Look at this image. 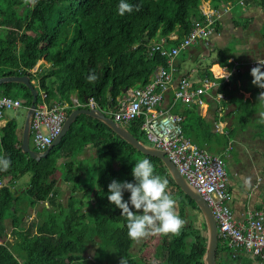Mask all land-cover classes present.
<instances>
[{
	"label": "trees",
	"instance_id": "1",
	"mask_svg": "<svg viewBox=\"0 0 264 264\" xmlns=\"http://www.w3.org/2000/svg\"><path fill=\"white\" fill-rule=\"evenodd\" d=\"M202 1H209L216 7V4L233 0H125L133 10L124 15L118 11L120 0H35V4L32 0H0V78L28 76L32 81L36 77L49 105L66 102L72 108L69 98L76 95L81 103L93 98L107 112L114 109L116 98L125 88L145 86L157 67H166V58L157 53L149 55L148 46L161 39H165L168 47L177 46L192 29L193 21L204 20L198 9ZM256 1L264 11V0ZM234 9L239 13L240 7ZM238 16L234 18V24L241 26ZM216 27H220V22ZM172 33L178 36L176 41L168 40ZM261 46H264V33ZM43 57L45 63L40 65L41 70L32 73ZM189 57V51H182L179 62ZM216 61L220 66L228 65L224 52L218 54ZM92 75L96 79L89 81ZM200 76L211 78L212 74L204 69ZM235 81L232 77L231 84ZM109 88L110 101L106 97ZM0 91L23 100L25 107L31 103L30 91L23 85L4 84ZM218 91L235 104L241 103L229 90V84L219 87ZM245 108L241 107V112ZM171 112L184 118V136L198 147L203 143L200 130L212 132L211 123L197 115L195 106L178 102L171 107ZM141 122V119L131 122L128 130L148 144L139 132ZM17 132L16 123L9 119L0 128V155L11 161L7 170H0V181L9 179L0 186V264H105V261L106 264H120L123 257L128 264H203L205 225L203 221L199 226L194 223L195 213L201 216L200 211L175 186L159 159L137 152L103 123L84 115L76 118L61 142L39 161L21 153V137ZM88 146L95 149V161L102 171L96 179L102 185L98 194L87 185L84 186L85 193L79 192L76 181L79 174L73 171L72 161L64 163V169L60 171L52 164L54 157L63 161L75 159ZM144 158L152 163L154 174L168 180V189L177 191L174 197L179 200L178 215L184 221L187 218L179 234L158 235L155 251L148 259L130 253L136 240L128 237L126 218L121 215V210L107 199L108 185L113 180L135 183L132 168ZM56 172L62 182L72 184L73 195L81 193L77 201L67 203L65 208L56 197L61 184L54 178ZM26 174L30 180L25 188H20L17 181ZM92 191L96 201L90 200V206L84 210L85 197H93ZM24 194L30 198L28 208L49 202L46 214L36 211L37 219L28 231L23 217L15 216L22 204L20 196ZM123 199L129 201L130 193L125 191ZM131 210L136 212L134 208ZM136 214H143L142 210ZM8 219L18 237L11 246L4 244L3 223ZM53 224L60 227L56 234ZM90 244L100 245L95 251L104 253L99 258L93 251V263L84 256ZM234 252L218 240L217 264H254V257H245L238 250L239 255Z\"/></svg>",
	"mask_w": 264,
	"mask_h": 264
},
{
	"label": "built area",
	"instance_id": "2",
	"mask_svg": "<svg viewBox=\"0 0 264 264\" xmlns=\"http://www.w3.org/2000/svg\"><path fill=\"white\" fill-rule=\"evenodd\" d=\"M245 1L235 0V5L242 6ZM232 7L228 4L222 11L206 7L207 25L196 23L193 30L178 46L166 49L164 39L152 43L149 46L150 54L159 53L166 57L167 68L159 67L155 79L156 72L146 86L127 90L118 100L116 109L111 115L112 120L121 125L142 119L140 130L144 133L148 144L163 151L210 207L221 245L250 255L258 259L260 264H264V213L257 212L250 215L245 222L234 220L227 204V175L222 158L199 148L185 137L182 128L183 117L170 112L171 107L165 106L169 99L172 105L180 102L190 107L194 105L203 107L209 102L219 103L225 99V96L217 91L216 80L193 79V74H189V77L177 76L175 62L180 51L194 46L199 39L210 35L212 31L210 25L218 20V15H227ZM171 37L173 40L176 39L174 35ZM258 65L264 66V55L250 63V67L253 68ZM216 67L220 69V73L215 70ZM173 68L175 75L172 74ZM212 71L215 79L229 82L232 71L220 68L218 65H215ZM72 103L78 106L76 100H72ZM87 106L95 108L97 105L90 98ZM21 107H23L22 100L0 92V126L7 122V111H16ZM67 109L66 104L58 101L48 105L45 92L40 93V100L35 104L30 125V137L38 151L49 147L60 134Z\"/></svg>",
	"mask_w": 264,
	"mask_h": 264
},
{
	"label": "crops",
	"instance_id": "3",
	"mask_svg": "<svg viewBox=\"0 0 264 264\" xmlns=\"http://www.w3.org/2000/svg\"><path fill=\"white\" fill-rule=\"evenodd\" d=\"M257 3H255L254 0L253 2L248 1L246 7L242 8L241 11H239L244 14L242 15L243 19L237 20L238 22H242V20L244 22L245 19H248L251 25L254 26L255 33L245 39V41L247 40L246 43L250 42L252 44H250V47L246 46V43L235 45V48H233V52H230L232 53L231 56H233L232 59L234 58L235 60V66L232 69L234 71L232 77L236 78V81L232 84L230 81L229 90L234 92L233 96L237 101L241 100V103L235 104L233 100H229V98H226L221 100L219 103L209 102L203 107L194 105L195 110L197 111V115H199L202 119H206L208 123H211L212 125L211 133L203 131L202 129L200 130L202 134V136L200 137L202 138L203 143L200 145L201 147L199 146V148L207 151L214 156L222 158L226 157L227 155V159L235 160L231 168V174L226 175L228 194L227 204L236 222H245L250 215H253L257 212L264 213V123L260 122L261 117L259 115L261 111H264V103L258 101V96L261 92H264V89H261L253 84V77L251 75V70L253 69V67H250L251 62L264 55V46L259 49V45L260 43H262L261 32L257 31L259 29V16L261 15L262 17H264V14H261L264 11L261 10L260 6V9L257 10V6H255L258 5ZM207 8H210V5H208ZM254 10H256V12L252 14V11ZM237 13L235 12V9H233L231 13L227 15V18L220 23L221 32L236 31L237 26H239H236L234 24V18L237 17ZM263 26L264 19L263 24L260 26V28L262 29ZM258 35H260L261 37L260 40ZM232 37L233 35H231L226 41L219 39L221 40V47H224L227 43L233 40ZM216 45L217 42L215 38L214 41H212L211 39L210 48L207 47L208 52H205V55L202 54L201 56L209 57V55L211 54L210 51ZM48 66L49 65L46 64V67ZM215 70L220 73V69H218L217 67L215 68ZM239 77L241 78L238 79ZM32 84H34L33 81ZM34 86L36 85L34 84ZM110 91L111 88H109L106 93L108 101H110ZM123 96L124 95L121 94L116 98V105L118 100ZM73 98L79 103V99L77 98V96L71 95L69 101L72 104V108L68 109L70 110V112L77 109L72 103ZM171 102V99H169V102H166L165 106L173 107L174 105H172ZM66 104L69 105V103ZM80 104L82 105L83 103H81L80 101ZM116 105L114 109L116 108ZM243 106H246V108L241 112V107ZM241 123H243L244 126H242L243 124ZM5 125L6 122L4 123V125L0 126V128H3ZM247 125L249 126L247 127ZM231 131L233 134H231ZM93 155H96L95 149H93L91 146H88V148H85L79 155V158H95V156ZM73 171H75V173L79 172V170L75 169H73ZM58 179L60 181L62 180L60 176ZM78 180L79 179H76L77 184H79ZM70 187H73L70 182L61 181V184L58 186L59 191L56 197L60 200L61 195L68 193L67 198L65 196H61L64 197L65 200H68L67 203L70 204L71 201H77L78 198L73 197L74 195L72 194ZM80 194L81 193H76L75 196H80ZM90 194L93 197L95 196L92 193ZM47 203L48 201H46L44 204H46V206H49V203ZM199 221L200 223L201 221H203L202 216ZM239 252L235 251L233 254L239 255ZM242 255H244L245 257H251L249 255H245L244 253H242ZM253 259L255 260L254 264H260L259 260L257 261L255 258Z\"/></svg>",
	"mask_w": 264,
	"mask_h": 264
},
{
	"label": "rangeland",
	"instance_id": "4",
	"mask_svg": "<svg viewBox=\"0 0 264 264\" xmlns=\"http://www.w3.org/2000/svg\"><path fill=\"white\" fill-rule=\"evenodd\" d=\"M248 1L249 0H246L244 2V5H242V6L241 5H235V0H233L232 2L221 3V4H218V5L216 4L215 5L216 7H213L209 1H202L201 4L199 5L198 9L200 11V14L204 18V20L201 21V22H195V21H193V24H192L193 27L189 31V33L193 30V28H194V26H195L196 23H198V24H200L202 26H206L207 25V19H206V16L205 15H206V12H208V9L206 8L208 5H210V9H218V10L222 11L226 5L231 4L233 6L231 8V11L236 6L240 7V11H241L242 8L246 7V4L248 3ZM206 3H209V4H206ZM253 5H255V4H253ZM255 6H257L256 7L257 10L260 9L259 8V5H255ZM231 11L228 14H230ZM255 12H256V10L252 11V14H254ZM261 14L263 15L264 12L261 13ZM227 15H224V16H222V15L219 16L218 15V17L215 16V17L218 18V20H216L212 25H210L209 28L212 30L210 32L211 34L210 35H207L204 38L199 39L194 46H192V47H190L188 49L182 50V51H189V55H190V57L188 59H186L184 62H179L178 56L181 54L182 51L179 52V54L176 57V62H175L176 66H177L176 67L177 68V72L175 73L174 72V68H173V71H172V74L173 75L177 74V76H187V77H189V74H193L192 75V78L193 79L199 78V79L216 80V82L218 83L217 91H218V88L219 87L224 86V85H228L230 83L231 78H232V74L234 72L232 69L235 66V60H234V58L232 59L233 56H231L232 53H230V52L231 51L233 52V48H235V45H238V44L241 45L243 43H246L247 40L245 41V39H247L248 37H250L251 35H253L255 33V30H254V26L251 25L250 21L248 19L247 20L245 19V21H244L245 23L242 20V22H240V25L241 26L237 27L236 31H233V32H231V31L224 32L223 31V32H221V28L219 27V29H218V27H216V23L217 22H220L221 23L222 21H224L227 18ZM238 15H239L238 16V20L243 19V16L242 15H244V14H242V12H239ZM263 19H264V17H262L260 15L259 16V21H258L259 29L257 31L261 32V37H262V34L264 33L263 27H262V29L260 28V26L263 24ZM246 21H248V22H246ZM216 28H217V30H216ZM259 32H256V33H259ZM171 35H176V34L175 33H172ZM171 35H169L167 37L168 40L176 41L178 39V36L176 35L175 36L176 39L173 40V38L171 37ZM231 35H233V37H232L233 40H231L229 43H227L224 47L223 46L221 47V45H222L221 44V40L226 41V40H228V38ZM258 37H259V40H260L261 39L260 35H258ZM214 38H215V40L217 42V45L212 48V50L210 51L211 54L209 55V57H203V56H201L202 54L205 55V52H208V48L207 47L210 48L211 39H212V41H214ZM32 39H33V36L32 35L29 36V40L31 41ZM219 39H221V40H219ZM181 41H180V43H181ZM152 43H154V42H152ZM165 44H166V42H165ZM165 44H164V46H165L166 49H171L172 47H175V46L168 47ZM250 44H252V43H250V42L249 43H246V46L250 47ZM149 46H148V48H149ZM260 48H262L261 43L259 45V49ZM221 52H224V54H226L228 65L220 66V64L217 63V61H216L217 60V56ZM157 54H159V53H157ZM149 55L152 56L154 54H150V52H149ZM161 57H163V56H161ZM164 58H166V57H164ZM41 63H45L44 57L41 58L40 61H38V63L35 66L34 70H31V72L32 73H35L36 71H40L41 68L39 70V66H40ZM215 65H218L220 68H226L228 71H232L228 83H225L222 79H215L214 78V72L212 71V68ZM159 67H163V66H159ZM159 67H157L156 70ZM163 68H167V58H166V67H163ZM204 69H208V71L212 74V77L211 78H208V77H203L202 78L200 76V72L203 71ZM156 70L154 71V73L156 72ZM192 70H194L193 73H192ZM262 70L264 71V69H262ZM154 73L150 77V80L153 78ZM157 74L158 73L156 72L155 75H154V79H155V77H156ZM37 80L38 79L36 77H34L33 80H32L36 86H37ZM32 81H30V82L32 83ZM34 84H33V86H34ZM36 86H34V88L38 91V95H37V100H36L35 104L37 102H39V100H40V93L41 92H44V91H42L40 89V86H39V88H38V86L37 87ZM133 88H136V87H133ZM133 88H129V89H133ZM125 89H124L125 91L122 92V95H124L125 92L127 90H129L127 88H125ZM219 93H222L223 94V92H219ZM13 94H15V91H13ZM89 99L90 98H87L86 100H84V103L82 105L80 104V102L79 103L77 102L78 103V106L75 105V107L77 109H94V108H90V107L87 106V103H88V100ZM225 99H226V96H225ZM72 100H75V99L73 98ZM166 102H169V101H166ZM62 103H64V102H62ZM64 104H66V103H64ZM171 104H172V102H171ZM96 105H97V103H96ZM67 106H68V109H69V105H67ZM162 106L164 108V105L163 104H162ZM29 107H30V105L28 107H25L24 106V101H23V107L17 109L16 111L9 110V111L6 112V118H7V120L9 119V120H12V121H14L16 123V125H17V131H18L17 133H18V135L20 137H21V134H22L23 122H24V119H25V116H26V112H27V110H28ZM95 108H98V106H96ZM68 109L66 111V117L70 113V112L68 113ZM115 109L109 110V111L104 112V113H105L106 116H108V114H109L111 117L110 116H108V117L112 119L111 113H113ZM141 121H142V119H141ZM129 124L122 125V126H124V127H126L128 129V125ZM141 124H142V122H141ZM242 126H244V124ZM248 126L249 125H247V127ZM247 127H245V128H247ZM139 132L142 133L143 138H145L144 133L140 130V127H139ZM145 140H146V138H145ZM146 145H149V144H146ZM29 146H30V149L33 150V151H36V152H39V153L44 151V150L43 151H38L35 148V146L32 143V137H30ZM85 148H88V147H84L82 149V152H83V150ZM81 153H79L78 156L75 159H72V160L71 159H67V160H64L63 161L61 159V160L58 161L57 158L54 157V162L52 164L56 165L58 167V171H60V170H63L64 169L63 168V164L64 163L67 164V162L72 161V163H74L73 164L74 165L73 169L79 170L78 173L76 172L77 174H79L78 175V179H79V182H80L78 184V186H79V192L85 193V187L84 186L87 185V187L90 190H94V192L96 194H98L101 191L102 185H99L97 183V180L96 179H99L100 178V176H101V170L97 167V163L95 161V158H93V157L92 158L91 157L90 158L89 157L88 158H79V155ZM95 153H96V151H95ZM93 156H96V155H93ZM222 160H223V163H224V168H225L226 174L227 175H230L231 174V168H232V165L235 162V160L234 159H231V160L230 159H227V155H226V157H222ZM52 164L50 165V167L52 166ZM54 178L58 180L59 174H57V172L55 173ZM8 180H9L8 178L1 179L0 186L6 184ZM29 180H30V176L26 174V175H24L23 177H21L17 181V184L16 185L19 186L20 188H25L26 185L28 184ZM12 183H15V182H12ZM70 189H72V187H70ZM167 191L169 192L170 195H172V197L177 202L176 209L175 210H176V212L178 214L179 200H178V197H176V198L174 197L175 194H177V191L174 188L173 189L172 188H169V189H167ZM79 192H76V193H79ZM76 193L74 194L73 197L79 198L80 196H75ZM91 193L94 194L93 191ZM61 196H65L67 198L68 193H65V194H63ZM61 196H60V200H59L60 202L59 203H61L63 205V207L65 208L66 205H67V201L68 200H65V198L64 197H61ZM20 200L22 201V204L19 206V209H18L17 213L15 214V216L17 218L23 217L24 223H25V225L27 227L26 230L28 231L33 226V223L37 219L36 211H38L39 213L42 212L43 214H46V212L49 210V206H46V204H44V203H42V204L36 203V204H34V207H29L28 208L27 207V204H28V202H30V198L27 195H25V194L22 195V196H20ZM85 200H86V208H84V210H87L88 207L90 206L89 205V201L91 200L92 203H93V201L95 202L96 201V196H94V197L86 196L85 197ZM26 212L28 213L27 215L25 214ZM195 215L196 216H195L194 223H195L196 226H199L200 225L199 219H201V216L199 214H197V213H195ZM185 221H187V218L185 219ZM53 226H54V227H52L53 233L56 234L58 232V230H60V227L57 228L54 224H53ZM3 227H4L3 234L5 236L4 244H6L8 246H11V245H13L14 243H16L18 241V237L16 235H14L15 229L11 225V220L8 219V220L4 221ZM203 233L205 234V231ZM158 239H159V236L158 235H150L148 237L142 238V239H140V240H138V241H136L134 243L133 247L130 250V253L131 254H138V255H140L141 258H147L148 259L152 255V253L155 251V248H156ZM94 246H95L94 244L88 245L87 250H86V252L84 254L85 258L90 263H93V251H95V249H97V248L99 249V247H100V245L95 246V248H94ZM29 249L30 250H35L34 247H29ZM94 254H95V256H97V257L100 258V256H102V254H104V253L102 251H100V252L95 251ZM104 263L106 264V261ZM87 264H89V263H87ZM139 264H142V263L139 262Z\"/></svg>",
	"mask_w": 264,
	"mask_h": 264
},
{
	"label": "clouds",
	"instance_id": "5",
	"mask_svg": "<svg viewBox=\"0 0 264 264\" xmlns=\"http://www.w3.org/2000/svg\"><path fill=\"white\" fill-rule=\"evenodd\" d=\"M35 4V0H32ZM132 5L120 0L118 11L120 15L132 12ZM264 66L258 65L251 70L253 84L264 89ZM230 75V74H229ZM94 75L89 76V81H94ZM258 101L264 103V92L258 96ZM261 123H264V111L259 113ZM11 165L10 159L0 155V170H7ZM135 183L118 182L113 180L108 185L107 199L116 208L121 210V215L126 218L128 237L140 240L150 235L179 234L185 221L176 212V200L169 194L168 180L154 174V167L149 159H140L132 168ZM130 193L129 201L123 199V193ZM142 210L143 214H136ZM120 264H128L125 257Z\"/></svg>",
	"mask_w": 264,
	"mask_h": 264
},
{
	"label": "water",
	"instance_id": "6",
	"mask_svg": "<svg viewBox=\"0 0 264 264\" xmlns=\"http://www.w3.org/2000/svg\"><path fill=\"white\" fill-rule=\"evenodd\" d=\"M4 84H20L25 86L30 91L32 100L30 107L26 112V116L23 122L20 151L22 154H27L31 159L35 161H39L45 158L52 150V148H54L61 142L63 136L68 132V130L70 129L76 118L80 115H84L92 119H95L97 121H100L105 126H107L115 135L120 137L123 141L129 144L137 152L145 156H150L159 159L162 162L163 166L165 167L170 178L174 182L175 186L185 196L190 198L195 203V206L198 208V210L200 211V214L203 219V223L205 225V236H206L203 264H217L216 250L218 244V235H217V227L213 214L207 203L201 197V195L184 179V177L179 173L175 165H173V163L169 161V159L164 155L162 151L152 146L146 145L142 141L135 138L133 134L130 133L126 127L114 122L111 118L106 116L105 113L101 111V109L99 108L75 109L71 111L63 123L60 134L54 139L52 144L49 147H47V149H45L43 152L39 153L33 151L30 149L29 146L30 125L35 108V102L37 100L38 91L34 88L28 76L1 77L0 86Z\"/></svg>",
	"mask_w": 264,
	"mask_h": 264
},
{
	"label": "bare ground",
	"instance_id": "7",
	"mask_svg": "<svg viewBox=\"0 0 264 264\" xmlns=\"http://www.w3.org/2000/svg\"><path fill=\"white\" fill-rule=\"evenodd\" d=\"M159 150V149H158ZM161 151V150H160ZM163 152V151H162ZM165 155V154H164ZM174 165V164H173ZM176 167V166H175ZM195 189V188H194ZM197 191V190H196ZM198 192V191H197ZM202 197V196H201ZM208 205V204H207ZM210 208V207H209ZM211 210V209H210ZM212 212V211H211ZM213 214V213H212ZM214 217V216H213ZM215 220V219H214ZM216 223V222H215ZM216 227H217V225H216ZM217 235H218V230H217ZM218 245V244H217ZM245 255H247V254H245ZM250 256V255H249Z\"/></svg>",
	"mask_w": 264,
	"mask_h": 264
}]
</instances>
